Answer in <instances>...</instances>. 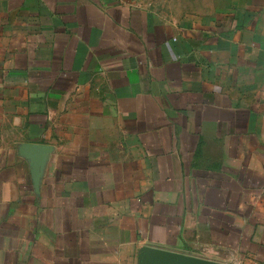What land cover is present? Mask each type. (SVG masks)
<instances>
[{
    "label": "crops",
    "instance_id": "1",
    "mask_svg": "<svg viewBox=\"0 0 264 264\" xmlns=\"http://www.w3.org/2000/svg\"><path fill=\"white\" fill-rule=\"evenodd\" d=\"M264 264V0H0V264Z\"/></svg>",
    "mask_w": 264,
    "mask_h": 264
},
{
    "label": "water",
    "instance_id": "2",
    "mask_svg": "<svg viewBox=\"0 0 264 264\" xmlns=\"http://www.w3.org/2000/svg\"><path fill=\"white\" fill-rule=\"evenodd\" d=\"M141 264H218L211 260L148 246L140 254Z\"/></svg>",
    "mask_w": 264,
    "mask_h": 264
}]
</instances>
